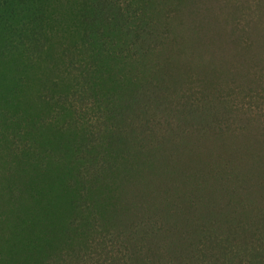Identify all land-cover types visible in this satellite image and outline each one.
<instances>
[{"label": "trees", "instance_id": "obj_1", "mask_svg": "<svg viewBox=\"0 0 264 264\" xmlns=\"http://www.w3.org/2000/svg\"><path fill=\"white\" fill-rule=\"evenodd\" d=\"M0 264H264V0H0Z\"/></svg>", "mask_w": 264, "mask_h": 264}]
</instances>
